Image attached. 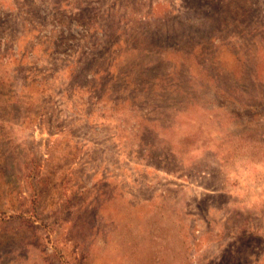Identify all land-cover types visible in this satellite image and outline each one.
<instances>
[{
	"label": "rangeland",
	"instance_id": "374dc122",
	"mask_svg": "<svg viewBox=\"0 0 264 264\" xmlns=\"http://www.w3.org/2000/svg\"><path fill=\"white\" fill-rule=\"evenodd\" d=\"M0 264H264V0H0Z\"/></svg>",
	"mask_w": 264,
	"mask_h": 264
}]
</instances>
